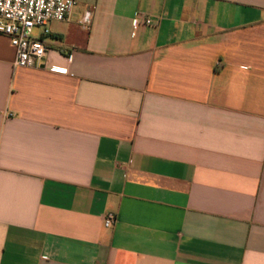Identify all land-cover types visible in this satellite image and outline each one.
Wrapping results in <instances>:
<instances>
[{
    "label": "crops",
    "instance_id": "0c3cea01",
    "mask_svg": "<svg viewBox=\"0 0 264 264\" xmlns=\"http://www.w3.org/2000/svg\"><path fill=\"white\" fill-rule=\"evenodd\" d=\"M49 28L36 68L0 33V264H264V0Z\"/></svg>",
    "mask_w": 264,
    "mask_h": 264
},
{
    "label": "built area",
    "instance_id": "2783aa9c",
    "mask_svg": "<svg viewBox=\"0 0 264 264\" xmlns=\"http://www.w3.org/2000/svg\"><path fill=\"white\" fill-rule=\"evenodd\" d=\"M79 0H0V33L10 39L15 48V67H40L47 58L49 47L43 36L48 35L52 22H64L69 19ZM90 23V13L83 19ZM137 25L157 24L152 18L137 15ZM40 28V36H34V30ZM117 215L109 212L104 218V225L113 228Z\"/></svg>",
    "mask_w": 264,
    "mask_h": 264
},
{
    "label": "rangeland",
    "instance_id": "374dc122",
    "mask_svg": "<svg viewBox=\"0 0 264 264\" xmlns=\"http://www.w3.org/2000/svg\"><path fill=\"white\" fill-rule=\"evenodd\" d=\"M40 32H41V29L40 28H36L34 30V36H39Z\"/></svg>",
    "mask_w": 264,
    "mask_h": 264
}]
</instances>
